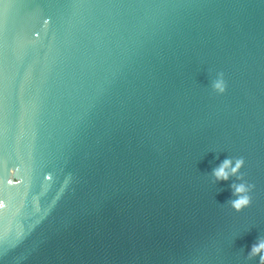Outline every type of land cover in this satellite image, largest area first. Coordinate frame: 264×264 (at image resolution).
<instances>
[{
	"label": "water",
	"instance_id": "1",
	"mask_svg": "<svg viewBox=\"0 0 264 264\" xmlns=\"http://www.w3.org/2000/svg\"><path fill=\"white\" fill-rule=\"evenodd\" d=\"M260 236L264 0H0V264H259Z\"/></svg>",
	"mask_w": 264,
	"mask_h": 264
},
{
	"label": "clouds",
	"instance_id": "2",
	"mask_svg": "<svg viewBox=\"0 0 264 264\" xmlns=\"http://www.w3.org/2000/svg\"><path fill=\"white\" fill-rule=\"evenodd\" d=\"M213 89L217 93L221 94L225 91V84L222 74L217 78V80L214 81ZM243 165V159H237L233 161L229 158H226L222 163L213 169L211 174L217 182L229 181L231 177H237L242 180V177H240L239 174ZM251 189L252 185L245 182L231 184L232 196L235 197L231 201V207L236 212H240L251 205V197L249 195ZM248 257H259V264H264V237H259L257 243L252 246Z\"/></svg>",
	"mask_w": 264,
	"mask_h": 264
}]
</instances>
